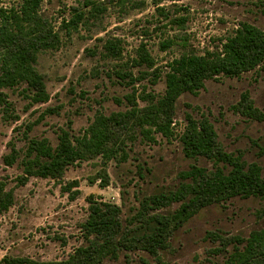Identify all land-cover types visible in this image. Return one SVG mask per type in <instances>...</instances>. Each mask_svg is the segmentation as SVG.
Instances as JSON below:
<instances>
[{"label":"rangeland","instance_id":"374dc122","mask_svg":"<svg viewBox=\"0 0 264 264\" xmlns=\"http://www.w3.org/2000/svg\"><path fill=\"white\" fill-rule=\"evenodd\" d=\"M18 0H0L1 5ZM86 0H42L40 13L59 32L55 49L39 52L37 70L42 74L49 99L32 103L24 84L4 88L8 105H0V180L13 189V204L0 212V259L6 255L51 261L67 257L84 243L81 224L88 216L87 197L117 204L123 227L139 226L141 201L174 190L179 173L192 164L211 168L204 157L187 158L180 135L185 116H204L212 123L217 141L227 153L241 155L247 164L257 163L264 177V120L251 119L239 108L242 94L264 116V63L238 77L217 76L205 81L197 93L185 92L177 99L170 137L152 134L155 140L123 132L121 151L111 159L97 156L70 165L59 179L31 176L18 184L21 155L28 139L47 138L53 146L60 130L79 135L95 115L129 109L134 95L160 96L164 92V69L184 52L203 54L219 47L239 23L264 28V0H89L98 8L86 15L75 29L63 25L75 9L88 11ZM117 39L122 49L118 59L105 57L104 40ZM144 44L153 67L136 64V52ZM168 47L162 48L163 45ZM117 71L130 76L120 78ZM159 73L156 82L154 74ZM13 142L20 157L5 165L2 156ZM126 157L122 160V157ZM105 170L109 183L99 186ZM72 180L77 186L62 191ZM77 191L72 198L71 193ZM172 202L149 214L172 213ZM264 230V200L232 197L201 208L173 229L166 247L157 256L144 250L122 249L117 257L100 264H222L239 239Z\"/></svg>","mask_w":264,"mask_h":264},{"label":"trees","instance_id":"16d2710c","mask_svg":"<svg viewBox=\"0 0 264 264\" xmlns=\"http://www.w3.org/2000/svg\"><path fill=\"white\" fill-rule=\"evenodd\" d=\"M161 0H156L157 5ZM42 0H18L0 6V105H8L4 88L24 84L32 103H43L49 99L44 78L36 68L39 52L55 49L60 35L53 25L40 13ZM88 11L75 9L73 15L63 21L66 32L76 29L86 15L98 8L91 1L83 4ZM165 44L162 48L168 47ZM102 50L105 57L118 59L122 49L117 39L104 40ZM136 64L153 67L154 62L144 44L136 52ZM264 63V28L242 22L229 34L219 47L203 54L184 52L169 61L164 69V92L160 96L141 95L145 105L139 106L134 95L126 98L133 101L129 109L109 115L96 114L94 120L79 135L60 130L57 143L51 145L47 138L28 139L21 155V175L18 184L29 177L59 179L72 164L97 156L111 159L121 151L123 132L131 134L138 129L140 135L154 141L152 134L170 137L177 99L185 92L197 93L205 81L220 75L238 77ZM117 71L120 78L132 77ZM158 73V72H157ZM124 76V77H123ZM152 82L160 75L154 74ZM133 81L139 80L134 77ZM239 103L241 112L251 119L264 120L263 114L253 106L247 94H242ZM180 135L182 151L187 158L204 157L211 168L192 164L179 173L180 183L172 191L154 194L140 203L138 211L140 225L130 231L123 227L120 207L117 204L98 201L93 195L87 197L88 216L81 224L84 243L80 244L61 260L41 261L30 257L6 254L0 264H100L106 257L115 258L122 249H141L157 256L166 247L173 229L181 226L201 208L232 197H257L264 200V177L257 163L247 164L241 155L225 152L217 141V135L208 118H195L187 114ZM121 133V134H120ZM10 152L2 156L5 165H12L20 154L13 142ZM264 153V148L262 149ZM126 157H122L124 160ZM99 186L109 183L105 170L98 174ZM77 186L72 180L62 186L68 192ZM77 191L71 193L73 198ZM13 189L6 188L0 180V212L13 204ZM179 203L170 214H149L148 209ZM230 255L222 264H264V230L253 231L245 239H239Z\"/></svg>","mask_w":264,"mask_h":264}]
</instances>
